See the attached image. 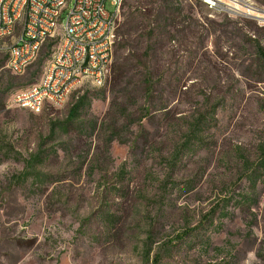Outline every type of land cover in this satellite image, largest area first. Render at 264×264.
Here are the masks:
<instances>
[{
	"label": "rangeland",
	"instance_id": "rangeland-1",
	"mask_svg": "<svg viewBox=\"0 0 264 264\" xmlns=\"http://www.w3.org/2000/svg\"><path fill=\"white\" fill-rule=\"evenodd\" d=\"M228 3L124 0L110 79L40 113L56 33L0 51V264H264V0Z\"/></svg>",
	"mask_w": 264,
	"mask_h": 264
},
{
	"label": "built area",
	"instance_id": "built-area-1",
	"mask_svg": "<svg viewBox=\"0 0 264 264\" xmlns=\"http://www.w3.org/2000/svg\"><path fill=\"white\" fill-rule=\"evenodd\" d=\"M213 7H221V0H204ZM110 4V7L108 5ZM124 0H82V11L72 10V0L69 6H62V0H0V44H9L10 52L6 53V66L22 69V61L37 56L35 45L43 41L44 33H56L58 44L47 58L44 73L38 83L32 84V92L26 95H13V103L19 108L33 113H40L42 104H50L49 91L59 88L60 83L71 82V72L74 70L75 51L81 34L83 18L87 5L102 4V12H108V22H101L98 18V32L91 33V54L85 59L97 62V51L106 50L107 77L110 79L116 42L117 22L121 14ZM17 8H24V18L21 23H14ZM54 8H63V16L73 13L78 20V28H68L65 32H58L57 23H50V16ZM95 34L103 35L102 43H95ZM57 57H64V64H57ZM49 58H56V65H49ZM91 66V68H92ZM90 68V73H91ZM90 75L82 81L81 88L88 86Z\"/></svg>",
	"mask_w": 264,
	"mask_h": 264
},
{
	"label": "bare ground",
	"instance_id": "bare-ground-1",
	"mask_svg": "<svg viewBox=\"0 0 264 264\" xmlns=\"http://www.w3.org/2000/svg\"><path fill=\"white\" fill-rule=\"evenodd\" d=\"M96 1V0H89ZM236 0H229V3L226 4L228 9H235ZM62 6H69V0H62ZM249 10H253L252 4H247ZM72 10L73 11H82V0H72ZM63 16V8H54L52 16H50V23H57L58 28L61 29V32H65V23L68 28H78V20L76 19L73 13H66L65 17ZM100 17L101 22H108V12H102V4H93L87 5L85 9V15L83 18V26L81 34L77 41V51H75L74 58V70L71 72V82L70 83H60L59 88H51L49 91V102L55 104H64L68 98L82 85L87 76L90 75L88 83L103 86L106 84L108 79L107 69H106V50L97 51V62L93 63L92 59H85L87 54H91V33L98 32V18ZM24 18V8H17V13L14 15V23H21ZM55 33H44L43 41L35 45V53L37 56L40 52L43 42L53 36ZM103 35L95 34V43H102ZM0 51L5 53L10 52L9 44H0ZM37 56H31L30 59L22 61V69L19 70L15 66H6L8 69L13 71L16 74L23 73L26 68L36 60ZM57 64H64V57H57ZM50 65H56V58H52ZM92 66V68H91ZM91 68V73H90ZM32 92V87L25 90L19 91L16 95H26ZM45 104H42L41 109Z\"/></svg>",
	"mask_w": 264,
	"mask_h": 264
},
{
	"label": "trees",
	"instance_id": "trees-1",
	"mask_svg": "<svg viewBox=\"0 0 264 264\" xmlns=\"http://www.w3.org/2000/svg\"><path fill=\"white\" fill-rule=\"evenodd\" d=\"M50 40H52L51 38H49V39H46L44 42H43V44H42V46H41V49H40V52H39V54H38V56H37V58H36V60H34L27 68H26V70H25V72L39 59V56H40V53H41V51H42V49L45 47V45L50 41ZM258 49H259V51L260 52H263L264 53V51H263V48L260 46V45H258ZM24 72V73H25ZM13 73V72H12ZM15 74V73H14ZM87 94H84L83 96H81V97H79L78 98V100H77V103L73 106V108H72V110H71V113H70V117H69V119H72L74 116H76V114L78 113V111H79V109L82 107V106H86V105H89L90 104V100H88L87 101ZM264 162V161H263ZM263 162H260L261 163V165L264 167V163ZM27 174H29L28 172L25 174V175H27ZM148 255L150 254V252H148L147 253ZM149 257L150 256H148V259L147 260H149ZM153 264H160V256H159V254H156V256H155V259H154V263Z\"/></svg>",
	"mask_w": 264,
	"mask_h": 264
}]
</instances>
